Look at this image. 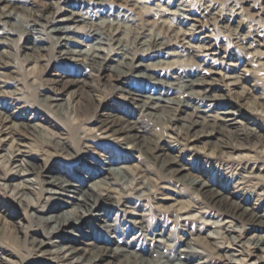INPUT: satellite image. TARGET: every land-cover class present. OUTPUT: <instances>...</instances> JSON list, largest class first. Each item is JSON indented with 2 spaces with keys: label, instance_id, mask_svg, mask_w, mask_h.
<instances>
[{
  "label": "bare ground",
  "instance_id": "obj_1",
  "mask_svg": "<svg viewBox=\"0 0 264 264\" xmlns=\"http://www.w3.org/2000/svg\"><path fill=\"white\" fill-rule=\"evenodd\" d=\"M129 1L50 0L35 5L36 0H0V71L10 66L6 60L10 53L2 47L9 45L15 34L23 39L24 49L31 53L52 51L55 59L76 67L74 72L63 70L64 73L57 74L56 81L63 90L74 88L82 99L83 96L87 99L80 106V113L89 115L93 125V132L75 138V143L62 138L68 129L60 125L57 136H43L35 145L37 152L53 154H48L42 162L35 160L36 154L22 151L19 144L22 139L42 136L38 133V124L31 122V119L39 120L38 116L23 118L10 111L12 105L6 103V98L12 96L0 91V143L9 136V146L16 153L14 157L22 162L18 164V173L0 168V264H11L2 254L15 256L22 262L30 261L29 264H221L219 260L222 258L226 264H235L236 259L233 260L231 254H222L221 247L213 246L210 239L180 216L190 209L204 206L242 226L257 230L264 228V153L257 152L259 146L264 145L263 117H258L260 121H239V109L232 99L216 93L219 86L211 76L213 72L206 69L207 64V67H201V63L195 62L194 65L170 69L161 68L170 65L163 60L145 63L157 57L138 54L119 35L121 25L126 21H132L136 29L146 33L149 22L145 16L152 14L140 10L142 7L137 2L131 4ZM240 3L243 5L245 1L240 0ZM129 11L136 12L134 18L129 16ZM218 11L214 6L206 5L202 12H198L197 21L236 22L234 18L228 20L217 14ZM62 13L64 16L59 19L57 16ZM95 17L101 19L99 24L93 22ZM65 22L89 24L88 30L82 33L94 41L95 46L89 50L70 49L71 39L66 34L75 32V29ZM154 25L160 34L150 40L153 52L170 46L166 38L179 39L181 35L163 22L155 21ZM108 29L112 31L105 32ZM54 32L65 36L53 35ZM50 39L54 40L53 48L47 45L51 44ZM107 41L116 46L119 58L114 61L97 53ZM250 46L244 49L248 50ZM198 56L194 53V57ZM228 57L233 55L228 53ZM102 72L107 73L102 79L113 82V91L125 95L122 98L129 101L130 110L114 105L108 108V112L97 115L106 105L94 104L102 91L95 78ZM252 73L257 75V70ZM235 81L246 90L240 98L256 101L249 107L263 105V97H256L255 86L248 84L247 78ZM40 100L44 106L49 101L52 109L48 112L61 118L64 111L62 98L41 93ZM216 102L219 104L212 108L211 104ZM55 126L59 127L57 121ZM4 130L9 132L2 136ZM96 131L106 135H97ZM90 140L100 143L102 152L107 155L103 156L106 160L99 162L95 152L85 149ZM176 143L183 148L176 150ZM198 144L203 146L198 147ZM108 146L124 149L129 146L137 151L142 161L159 173L157 182L153 185L143 178L142 175L150 170L147 166H136L132 171L126 165L131 161L130 157L118 155L113 161L109 160L107 157L112 150ZM73 151L76 154L73 155ZM183 151L202 154L206 151L213 169L218 168L222 177L230 175L219 185L192 175L195 167L181 161ZM119 161L123 166H118ZM6 162L10 163L8 154ZM16 177L21 181L11 186L9 180ZM134 177L140 183L129 190L113 186L123 185ZM170 183H180L189 193L199 197V201H187L186 190L172 189ZM229 184L233 186L231 191ZM240 190L249 192V196L239 198ZM123 203L138 204L142 211L151 212L156 219L179 225L184 233L205 248L204 251L194 249L189 242L176 236L172 241H178L173 247L168 240L155 239V235L163 236V230L155 223L149 225L133 219L121 209ZM6 205L8 208L1 209ZM20 210H24L26 221L19 218ZM98 215L104 218L99 219ZM231 231L236 233L231 234ZM243 231L226 229L234 245L242 250L247 248L249 255L257 251L264 253V234L257 231L252 237L242 238ZM258 260V264H264L261 256Z\"/></svg>",
  "mask_w": 264,
  "mask_h": 264
},
{
  "label": "rangeland",
  "instance_id": "obj_2",
  "mask_svg": "<svg viewBox=\"0 0 264 264\" xmlns=\"http://www.w3.org/2000/svg\"><path fill=\"white\" fill-rule=\"evenodd\" d=\"M36 1L37 3L34 4L38 5L40 2L49 3L50 0ZM244 1L245 3L242 5L240 0H130L129 2L131 4L137 2V5H140V8L142 7L140 10L144 12L150 11V14H152L151 16H145V18L148 19L150 25L147 26L149 31L142 33L143 30L136 29L132 21H126L121 25V35L119 36L126 40L138 54L142 56L150 55L153 58L157 57L156 59L146 60L144 61L145 63H150L157 59L163 60V62H170V65L165 64L162 65L161 68L170 69L182 65H194L195 62H198L199 64L201 63V67H205L207 64L208 67L206 66V69L213 72L211 76L216 79L214 82H217L216 84L219 86V91L216 93H223L232 99L234 105H236L239 109V114L241 116L238 118L239 121L248 122L251 119L260 121L261 118L258 117L261 116L263 117V121L261 123H264V0ZM206 5L214 6L215 11L220 10L218 11L219 13L217 12V14L225 17L228 20L230 18H234L236 22L230 24V22L223 21L222 23L216 20L214 22L208 23L207 21L205 22V20L203 21V19L198 22V12H202ZM65 8L67 10H72V8L69 6H65ZM128 14L130 17L134 18L136 12L129 11ZM63 16L64 15L62 13L57 17L60 19ZM155 21L163 22L165 25L173 28L175 32L181 34L179 39L171 37L166 38L165 41L169 42L170 46L163 48L159 52H153V49L151 50L149 44L154 35L160 34L159 30L154 25ZM93 22L99 24L101 19L95 17ZM65 24L71 27V29H75V32L66 34V37L71 39L70 43L68 44L70 49L89 50L95 46V42L85 37L82 33L88 30L90 26L89 24L80 23L76 25L71 22H65ZM111 31L112 29L105 30L107 33H110ZM114 33L116 32L114 31ZM53 35L65 36V34H58L55 32ZM254 37L257 38L256 41L253 40ZM49 42L51 44L48 43L47 45H51L50 47L53 48L54 40L50 39ZM24 45L25 43L23 42V39L20 38L18 34H15L12 37V42H10L9 45H4L2 47L4 50H7L10 53L9 58L6 59L10 66L0 71V86H2L0 91H4L5 94L8 95L11 94L12 98H6V103H8V105H12L10 111H15L17 114L22 115L23 118H31L34 115L38 116L39 120L31 119V122L38 124V133L42 136L33 138L34 140L32 137H30L31 139H22L23 142H20L19 147L22 151L34 152L36 154L35 158H37L35 160L42 162L44 159H46L49 152H37L35 145L36 142L40 143L42 141L43 136H57L60 127L64 126L65 129H68V133L64 136L61 135L62 138L66 137L65 140L75 143V138L91 134L93 132V125L91 124L90 117H88L89 115L85 116L80 113V106L85 104L87 99L84 96V99H82V97L79 96L78 91H75L74 88L69 87L63 90L62 85L56 81L58 80L57 76L62 74L63 70L74 72L76 67L70 63L62 61L61 59H55V56L53 57L51 54L52 51L50 50L31 53L30 51L24 49ZM200 46H204L205 49L199 50L198 48ZM246 46H250V49H244ZM100 47L101 49L97 50L99 55L105 56L106 58L113 61L119 58L118 54H116V46L113 42L107 41ZM194 53H198L199 56L194 57ZM228 53H231L233 57H228ZM253 70H257V75L252 73ZM103 74L105 75L107 73L102 72L100 77L98 76V78H95L96 84L101 87L102 91L100 98L96 100L94 104H96L95 106H99V104L106 103L107 106L105 105L103 109L101 108L97 112V115L103 111L108 112V108L113 107L114 105L118 108L122 107V109L130 110L128 107L129 101H126V99L122 98L125 95L120 91H113V82L106 80L107 78L102 79ZM237 78H247L249 80V83H247L252 84L253 87L255 86L254 88L256 90V97H263V100H261L263 105L258 107H249V104H253V102L256 101H254L252 98L248 100L242 99V97L240 98V94L245 95L246 90L242 85L235 83V79ZM7 83H9V85H7ZM41 93L46 95L48 94L49 96L55 98H62L64 103V111L60 119L48 112L49 109H52V105H50L49 101L45 106L43 105V101L40 100ZM18 98H20V101H18ZM218 104L219 102L213 103L211 104V107L215 108V106ZM56 121L58 122L59 127L55 126L54 128ZM71 127H76V129H72ZM8 132V130H4L1 135L5 136V134ZM96 133L100 136L106 135L101 133V131H96ZM86 143L87 147H85V149L87 151L90 150L91 152H95L99 162L106 160L105 157L107 155L106 153L102 152L99 142L97 143L96 141L90 140ZM176 144L174 145L176 150H181L183 148L179 145V143ZM9 145V136L4 139L2 143H0V168L3 170L9 168L12 173H18V171H20L18 164L22 162L18 161L19 159L17 157H14L16 153ZM201 145L203 146V144H198V147ZM108 147H111L109 150H112V152L109 153L107 157L109 160L113 161L115 157H119L118 155L121 157H130L131 161L126 163V165H128L132 171H135L137 167L143 166L144 168V166H147L150 169L149 172L145 173V175H141L144 176L143 178L146 177L145 180H147L149 183H152L153 185L157 182L159 173L148 163L145 164L137 151L130 149L129 146H125V149L124 147ZM263 147L264 145L259 146L257 152L261 154L264 153ZM204 152L206 153V151ZM74 153L75 152L73 151L72 154L74 155ZM205 153L202 154L191 151H183L180 153V159L185 165L195 167V170L191 171L192 175L199 176L202 179H207L208 181L217 185L223 184L225 177L229 176L230 173L225 177H222V173L218 168L213 169L214 166L210 164V160ZM7 154L10 156V163L6 162ZM104 155L105 157H103ZM68 158L69 157H66V159ZM67 161L70 162V160ZM118 166L121 167L123 164L119 161ZM0 172L2 171L0 170ZM20 181L21 178L16 177L9 180V183L12 186L19 184ZM1 183L2 182H0V184ZM138 183H140L139 179L134 177V179H129V181L123 185L115 184L113 186L117 189L123 187V189L129 190ZM171 183L169 184V187L172 189L186 190V187L182 186L180 183ZM228 189L230 191L233 190V186L229 184ZM10 192L11 191H9V193ZM185 192H187L186 194L188 195L185 198L187 201L189 199L193 202L199 201V197H197L195 194L189 193L188 190ZM67 195L70 196L71 194ZM248 196L249 192L245 193L241 190L238 191L239 198ZM5 207L8 208L6 205L2 206L1 209L5 210ZM120 207L121 209H124L127 214H129V216L133 217V219L141 222L143 221L145 224L149 225L155 223V225L158 226L157 228H161L163 230V236L158 237L155 235V239H160L163 242L168 240V243H170L172 245L171 247H173L178 241H172V239L176 236L178 239H181V241L186 240L189 242L194 249L198 251H204L205 248L192 237H189L186 233H184L179 225L176 224L175 226L174 224L173 226L172 223L165 221V219H156V217L153 216L151 212L142 211L138 204L123 203ZM24 215V210H20L19 218H21L22 221L25 219L23 217ZM141 215L144 216L143 219ZM98 218L103 219L104 216L98 215ZM107 218L108 217L105 219ZM112 218H115V216H112ZM116 218L118 219L119 216ZM180 219L187 220L189 223H191L190 226L193 227V229L200 231L202 235L210 239L213 243V246L221 247L222 254H231L232 259H236L235 264H258L259 256L264 259L263 252L257 251L253 252L252 255H249L250 250L247 248L242 250V248L234 245L230 239V235L226 233V229L228 228L229 230L241 229L242 231L245 228V231H243V233L241 232L242 238H249L254 236L257 231L264 234V228L257 230L256 228L248 225L242 226L241 224L232 221L230 218L225 217L224 215L221 216L215 210L211 211V209L204 206H202V209L198 208L188 210L185 214L180 216ZM230 233L234 234L236 232L231 231ZM147 237L151 236L147 235ZM177 247H180V245H177ZM1 256L5 257L11 264L30 263V261L22 262L15 256H11L9 254H2ZM45 257L46 256H43V258ZM219 262L221 264L227 263L224 258L219 260Z\"/></svg>",
  "mask_w": 264,
  "mask_h": 264
}]
</instances>
